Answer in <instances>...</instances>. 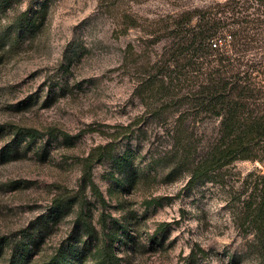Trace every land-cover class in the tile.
I'll return each instance as SVG.
<instances>
[{"label":"rangeland","instance_id":"obj_1","mask_svg":"<svg viewBox=\"0 0 264 264\" xmlns=\"http://www.w3.org/2000/svg\"><path fill=\"white\" fill-rule=\"evenodd\" d=\"M99 1L0 0V264H45L59 250L66 264H262L247 202L264 160L187 184L219 119L188 118V143L175 141L158 82L170 40L151 30L184 9L261 14L264 3L214 13L224 0Z\"/></svg>","mask_w":264,"mask_h":264},{"label":"trees","instance_id":"obj_2","mask_svg":"<svg viewBox=\"0 0 264 264\" xmlns=\"http://www.w3.org/2000/svg\"><path fill=\"white\" fill-rule=\"evenodd\" d=\"M238 2H217L214 13L228 8L238 12L232 6ZM103 4L113 11L111 4L99 1V5ZM211 13L207 9H184L161 20L151 30L156 41L170 40L164 58L160 59L158 82L161 91L169 95L165 102L177 112L173 126L175 141L181 145L188 143L184 141L190 137L188 128L182 127L186 119L197 116L219 119L218 137L192 158L187 184H194L209 170L237 158L264 160V9L261 14ZM118 14L132 13L121 10ZM122 20L126 27L137 25L131 15H124ZM183 83L190 87L181 92L178 87ZM181 155L188 157L190 151ZM253 186L255 199L247 203L248 221L255 236L249 247L264 264V176L257 177ZM78 220L87 234L94 235L91 223L82 216ZM4 241V236H0V246ZM68 261L66 252L59 250L45 264Z\"/></svg>","mask_w":264,"mask_h":264}]
</instances>
